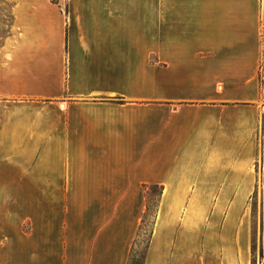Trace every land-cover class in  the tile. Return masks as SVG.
Masks as SVG:
<instances>
[{
  "label": "crops",
  "instance_id": "crops-1",
  "mask_svg": "<svg viewBox=\"0 0 264 264\" xmlns=\"http://www.w3.org/2000/svg\"><path fill=\"white\" fill-rule=\"evenodd\" d=\"M146 183L145 264H264V0H0V264H128Z\"/></svg>",
  "mask_w": 264,
  "mask_h": 264
},
{
  "label": "rangeland",
  "instance_id": "rangeland-1",
  "mask_svg": "<svg viewBox=\"0 0 264 264\" xmlns=\"http://www.w3.org/2000/svg\"><path fill=\"white\" fill-rule=\"evenodd\" d=\"M161 186L163 187V185L157 183H146L144 185L145 211L142 218V220H144V225L143 229L141 231L139 230L140 232H138L139 237L134 247V251L132 252V256L129 259V264H134L135 260L142 261V258L146 253L158 214V208L161 198ZM258 198H260V195ZM258 198L256 199V195H254L252 198V206L254 212V242H256V240L258 239V232L256 230L258 229V223L260 220V199ZM3 260L4 258L1 256L0 251V263Z\"/></svg>",
  "mask_w": 264,
  "mask_h": 264
},
{
  "label": "trees",
  "instance_id": "trees-1",
  "mask_svg": "<svg viewBox=\"0 0 264 264\" xmlns=\"http://www.w3.org/2000/svg\"><path fill=\"white\" fill-rule=\"evenodd\" d=\"M156 186H157V185H156ZM163 188H164V187L161 186V195H162V192H163ZM143 225H144V220H142V223H141V226H140V229H139L140 231L143 229ZM140 231H139V232H140ZM152 233H153V232H152ZM138 237H139V235L137 236V238H136V240H135V242H134V245H133V248H132V251H131V255H130V257L132 256V252L134 251V247H135V245H136V242H137ZM148 248H149V244H148V247H147L146 253H145V255H144L143 258H142V261L135 260L134 264H145V260H146V255H147ZM129 261H130V260H129ZM128 264H129V263H128Z\"/></svg>",
  "mask_w": 264,
  "mask_h": 264
}]
</instances>
